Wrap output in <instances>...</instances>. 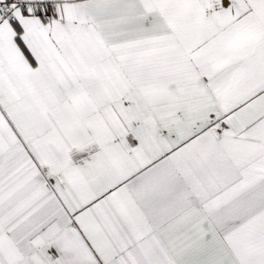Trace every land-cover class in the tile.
<instances>
[{
    "label": "snow or ice",
    "instance_id": "1",
    "mask_svg": "<svg viewBox=\"0 0 264 264\" xmlns=\"http://www.w3.org/2000/svg\"><path fill=\"white\" fill-rule=\"evenodd\" d=\"M0 264H264V0H0Z\"/></svg>",
    "mask_w": 264,
    "mask_h": 264
}]
</instances>
